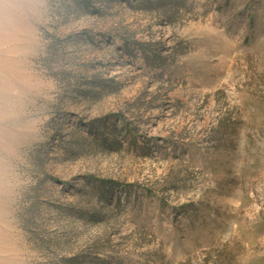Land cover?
<instances>
[{
    "label": "rangeland",
    "instance_id": "obj_1",
    "mask_svg": "<svg viewBox=\"0 0 264 264\" xmlns=\"http://www.w3.org/2000/svg\"><path fill=\"white\" fill-rule=\"evenodd\" d=\"M0 264H264V0H0Z\"/></svg>",
    "mask_w": 264,
    "mask_h": 264
},
{
    "label": "trees",
    "instance_id": "obj_2",
    "mask_svg": "<svg viewBox=\"0 0 264 264\" xmlns=\"http://www.w3.org/2000/svg\"><path fill=\"white\" fill-rule=\"evenodd\" d=\"M143 52L145 53V49L143 50Z\"/></svg>",
    "mask_w": 264,
    "mask_h": 264
}]
</instances>
